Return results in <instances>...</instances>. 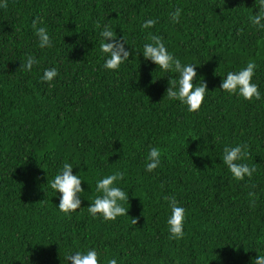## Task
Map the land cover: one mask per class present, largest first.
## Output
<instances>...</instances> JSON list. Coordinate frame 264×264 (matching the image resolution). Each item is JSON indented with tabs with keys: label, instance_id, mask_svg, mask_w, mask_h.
<instances>
[{
	"label": "trees",
	"instance_id": "obj_1",
	"mask_svg": "<svg viewBox=\"0 0 264 264\" xmlns=\"http://www.w3.org/2000/svg\"><path fill=\"white\" fill-rule=\"evenodd\" d=\"M7 5L0 8V264H71L68 255L90 248L100 264H254L264 255V30L249 19L259 11L255 0ZM176 8L179 23L170 16ZM38 18L51 48L39 47ZM148 19L155 26L142 28ZM105 25L132 53L116 71L104 67L108 54L100 51ZM149 33L163 37L182 64H196L194 87L208 88L198 111L167 97L178 74L145 60ZM29 55L39 63L24 71ZM248 61L257 65L252 83L260 100L220 88ZM53 67L50 86L41 77ZM238 144L248 145L238 163L256 167L251 179L234 180L223 163L224 148ZM152 147L161 150L160 166L147 172ZM65 162L84 189L81 207L69 214L48 183ZM117 171L125 173L115 186L129 195L128 215L92 217L97 181ZM166 196L186 210L179 241L169 239Z\"/></svg>",
	"mask_w": 264,
	"mask_h": 264
},
{
	"label": "clouds",
	"instance_id": "obj_2",
	"mask_svg": "<svg viewBox=\"0 0 264 264\" xmlns=\"http://www.w3.org/2000/svg\"><path fill=\"white\" fill-rule=\"evenodd\" d=\"M255 3L259 11L256 15L250 16L249 19L252 25L264 30V0H255ZM7 6V0L4 3H0V8H7ZM181 12L180 8H176L174 12L170 13L173 23L180 22L179 17L181 16ZM42 22V18L32 21L34 34L38 38L41 49L46 47L51 48L53 45L47 29L38 27V24ZM155 24L156 20L148 19L141 27L147 29L154 27ZM97 27H100V25L97 24ZM100 36L103 38L100 44V51L108 54L104 67L108 70L116 71L132 55L125 48V44L128 43L124 37L117 38V34L108 25L104 26L100 32ZM148 39L151 42L145 43L142 51L145 60L150 59L166 73L178 74V79L170 78L168 81L169 86L166 89L167 97L170 100H178L186 105L189 112L198 111L202 106L208 88L204 82L194 87L193 81L197 77L196 64H182L179 58H176L167 50L163 37L149 33ZM38 63L39 61L35 57L29 55L27 60L21 63L20 68L24 71H31L33 65ZM256 67L257 65L254 61H248L246 67L239 72H228L220 88L229 94H236L248 101L253 100V98L260 100L261 94L258 85L252 83ZM57 75L58 71L53 67L45 69L41 79L44 82H48L50 86H54L51 85V82ZM247 149V144H238L235 147L226 146L224 148L223 163L227 166L232 178L236 181H242L246 176L251 179L253 173L256 172L254 165L249 166L247 163H238V161H244L248 158L249 152ZM160 157L161 150L158 147H152L146 157L145 170L147 172L156 170L160 166ZM72 168L73 166L70 163L65 162L61 172L53 180L48 181L51 189L60 194L58 208L65 214L74 212L81 207L80 193L84 191L81 186L82 180L73 174ZM124 176V172L117 171L97 181L95 190L101 195H97L88 206V212L92 217L100 215L105 221H115L118 216L128 215V209L123 206V203L129 201V195L120 187L115 186V182L123 180ZM248 195L253 197L250 206L254 207L255 193L249 192ZM164 199L168 201L171 209V215L167 220L170 232L169 239L179 241L185 235L184 221L186 210L182 206H179L174 196H166ZM132 223L137 224V219L134 218ZM99 256L100 254L95 248H90L86 253L77 251L74 254L68 255L66 259L71 261V264H100ZM107 264H117V261L115 258L107 259ZM254 264H264V255L259 254L255 258Z\"/></svg>",
	"mask_w": 264,
	"mask_h": 264
}]
</instances>
